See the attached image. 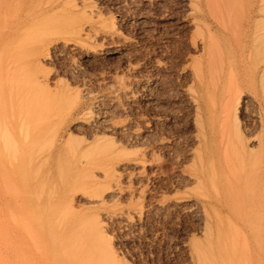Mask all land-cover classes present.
Returning a JSON list of instances; mask_svg holds the SVG:
<instances>
[{
    "label": "rangeland",
    "instance_id": "1",
    "mask_svg": "<svg viewBox=\"0 0 264 264\" xmlns=\"http://www.w3.org/2000/svg\"><path fill=\"white\" fill-rule=\"evenodd\" d=\"M58 1L0 0V264L51 263L52 257L45 250L46 235L40 230L37 238L32 226L35 213L44 226L47 194L53 196L57 206H53V214L59 216L64 211L61 203L67 199L74 209L64 212L68 214L66 220L72 215L69 220L71 224L74 220L73 225L80 222L78 226L86 225L84 228L90 231L100 227L90 236L95 235L92 243L101 244L94 247L96 253V248L102 247L99 251L108 252L97 255H101L100 259L104 256L103 264H199L194 252L198 249L194 247H204L205 213L197 204L201 199L193 182L187 178L191 172L193 129L184 93L187 77L181 72V65L193 53L187 46L192 29L188 24V1ZM259 4L263 33L260 96L264 110V0ZM52 23L53 28L56 26L54 33L47 26L51 32L39 34L40 26ZM85 28L92 31L88 29V33ZM14 74H18L17 78ZM38 99L41 105L51 100L59 105L55 106L58 116H52L56 112L51 114V120L48 116L50 124L47 116L45 119L39 112H43L44 104L43 108L35 105ZM31 105L36 106L32 109L35 113H30ZM242 108L237 115L238 128L248 129L246 133L257 130L253 101L246 98ZM24 112L38 118L35 126L32 124L36 117L32 123ZM39 122L45 132L40 131ZM34 129L39 135L43 133L41 145L34 142L38 140ZM66 143L70 147L91 145V150L97 146L113 153L114 161L104 166L109 175H98L85 189L71 187L60 176V169L66 165L61 166L60 161L68 157ZM261 154L264 156L263 150ZM115 188L121 189L119 196ZM96 197H102V201ZM259 198L253 197L258 201L252 204H260L257 225L263 226L259 234L263 242L249 237V243L245 234L248 229L241 227L242 236L238 232L235 238L246 240L241 239V244L239 237L236 240L237 248L246 244L243 253L239 251L240 257L244 255L240 264H264V197ZM81 258L72 257L66 264H82Z\"/></svg>",
    "mask_w": 264,
    "mask_h": 264
},
{
    "label": "bare ground",
    "instance_id": "2",
    "mask_svg": "<svg viewBox=\"0 0 264 264\" xmlns=\"http://www.w3.org/2000/svg\"><path fill=\"white\" fill-rule=\"evenodd\" d=\"M187 1H188V11H189L188 24L192 27V29L189 30L190 33L188 36L187 46L189 45V47L192 49L193 52V53L189 52L190 54L188 55L189 56L187 58L188 60L185 61L184 63L182 61L183 64L181 65L182 66L181 72L183 74L185 73L184 76L187 77V81L184 85L185 87L184 93L188 101V108H189L191 125H192L191 128L193 129L192 152L190 154L192 155L191 156L192 163L190 162L191 172L189 173L187 178L190 179V182L191 181L193 182L192 185L194 187V190L197 193L198 197L201 199L200 201H198L197 204L203 207L205 213L204 215L205 227H203L204 228L203 234L205 237L204 247H202V244L199 243L201 249L196 248L197 247L196 246L194 247V249H198V250H195L194 252H196L197 254L198 257L197 259L199 260V264H240V261L242 262L243 259L242 257L244 256L242 254L243 248L246 245L243 243L244 244V246H242L243 248H241L240 245H239L240 248H237L238 246L236 245L238 244L239 241L240 244L241 242H243L241 241L242 232L241 231H240L241 233L239 232V229H242L241 227H245L248 229L249 233H245L248 238L252 237L251 239L254 240L255 239L254 237H256L255 242H257V239L260 238V240L263 242L262 240L263 238L259 235L261 234L260 231H262L261 228L263 226L259 228L260 224L257 225L259 215L261 216L260 207H259L260 204L257 203L259 206L256 203H255L256 205H254V203L252 204V202L254 201L252 200L253 197H255V199L259 197H264V164L263 162H261V159L264 157L262 155L263 153L261 154V151L262 150L264 151V110L261 100L262 98L260 96V83L263 74L262 73L263 59L261 60V39L263 33L259 25V23H261L259 22L260 18L258 19L260 4H259V0H187ZM53 4H55V2ZM52 7L53 6H51L49 9L47 8L44 11L50 10L52 9ZM56 13L58 14V12ZM43 23L42 25L41 24L40 25L43 26ZM52 24L51 25L46 24L44 27L40 26V28H43L44 30L45 28H47V30L43 31L42 29V32H40L41 29L39 28L40 30L38 31L39 34L41 33L43 35L45 32L47 33V31L50 30H52V32L54 33L53 29L56 26L53 28L54 23ZM47 26L48 27L51 26L52 29L49 27L50 28L49 30ZM88 29L85 28V30ZM82 34L84 35V33ZM77 35H79V33ZM28 51L26 52L27 54ZM87 54L89 53L87 52ZM17 76L15 78H17ZM20 86H22V84ZM32 97H34V95ZM246 98H250L253 101L254 105L256 106V108L254 109L253 116L257 121L256 125L258 126V128L256 127L257 130L253 132L250 131V133L245 132L248 129L240 130L238 128L239 125L236 121L238 113L239 112L241 113L244 110V108H242V105L245 102ZM22 99L24 100L26 98H22ZM39 99L38 102L37 100H34L33 102L34 103L37 102L35 103V105L36 104L40 105L41 107L39 108L44 107L43 112L41 111V109L39 111L42 113L43 116L44 115L47 116V119L49 116L50 120H51L50 116L54 112H56V114L54 113V115L52 116H58L57 111L59 109L55 111L56 109L55 106L57 107L59 105H54L56 103L55 101H53V103H50L52 100L48 102L49 106L43 103L44 106L42 107L43 104L41 105L40 103L41 99L40 101ZM27 102H31V101L28 100ZM45 102L47 101L45 100ZM28 104L30 105V103ZM50 105L54 107V109H52ZM34 106H32V108H29V110L31 109L30 113L34 112L32 111V109L33 110L35 109L33 108ZM22 108H26V107L22 105ZM39 108L38 107L36 108V112L37 109L39 110ZM22 110L23 109H21L20 112H22ZM20 112H19L20 115H24L21 114ZM27 113L29 115H26ZM27 113H25V116H28L26 118H29V120L30 118L33 120L36 117V116L30 117L31 114L29 112ZM43 116L39 115V117L44 119L45 116L44 117ZM36 119L38 118L36 117L34 119L35 122L34 120L33 121L31 120L32 123L34 122L32 126H35V123L39 121ZM50 122L51 121H49L47 124H50ZM41 124L43 123L41 122ZM41 124L39 122V125L41 127L40 131L45 132L44 129L42 130V128L44 127H42L43 125ZM34 131L37 132V133L34 132V134L38 136V137L34 136L35 139L38 138L37 141L34 140V142H36L37 145L39 141H42L40 138H42L41 136H43L42 135L43 133L39 135L38 134L39 131H37L36 129H34ZM39 144L41 145V143ZM66 144H68V149H67L68 157L65 156L67 161H64L65 159H63V161H60L61 166L62 163L66 164L65 167L63 166L64 167L63 169H60V174H61L60 176H63V179L65 181L70 182L71 187L73 186V188L82 189L85 186L83 188L85 189L86 186L87 187L88 185L90 186L92 181H94L98 175H102L103 178L109 175L108 171L104 169V166H106L108 162H111L112 160L114 161L116 157L115 155H113V153L110 155L107 152V150H103L100 148L97 149L96 145H95L96 147L92 148L93 150H91L90 149L91 145L90 147L89 146L70 147L71 146V145L69 146L70 143H66ZM260 155L263 157L261 158ZM262 160L264 161V159ZM109 165L111 164L109 163ZM138 166H140V164ZM138 166H136L137 169L141 167ZM73 188L71 189L73 190ZM115 189L116 190L114 191L118 193L119 196L121 194V189L120 188L119 189L115 188ZM75 190L76 189H74V191ZM49 191L51 190H48V193H51ZM97 196H100V194ZM71 197L72 196H70V198ZM96 198L102 201V197L101 198L96 197ZM35 199H38V197ZM103 199L105 198L103 197ZM53 200H54L53 196H50L49 194H47V196L44 199L45 206L47 208V210H45L47 212L45 216L47 217H45L46 219L44 222V226L40 225L43 224V222L41 221V218L38 219L39 214L37 216L34 210L33 212L35 214L33 215H35L36 217L32 218L33 219L32 226L35 229V232L37 233L36 235L37 238H38V233H40V230H42L43 234L46 235L43 236L46 238L45 240L47 247L45 248V250L47 254L50 256V258L52 257L51 263L49 264H58L57 261H59V264L60 263L62 264V262L66 264L67 260L72 257L73 258L86 257L87 260L86 258L84 259L81 258L82 264L85 260L87 261L86 264H98L99 261L103 259L104 253L107 251H105L104 253L101 252L102 250L99 251L103 247L100 249L96 248L98 249L97 253L96 251H94L95 250L94 247L96 246L98 247L99 244L96 245L92 243V240H95V238H93L95 235L91 237L92 236L91 233L93 231L97 232L96 229L97 228L99 229L100 227H97L94 230L90 231L88 230V228H84L86 226L85 224H84L85 226L83 225L84 227H82V225L78 226L80 223V222L78 223V221H77L78 225L76 224L73 225L74 220H72L73 221L72 224L70 222L72 215L68 217L70 220L69 219L66 220L65 216H67L68 215L67 213H69L67 211L74 209L73 208L74 205L72 206L71 202L67 201V199H66L67 203L65 201L66 204L61 203L64 205L63 206L64 211L63 212L61 211L62 213L60 212L59 216L57 213H56L57 215L55 213L53 214V206H55ZM34 201L36 202V200ZM97 203L99 204V202ZM37 205L38 204L36 203V206ZM57 210L60 209L57 208ZM64 212L67 213L64 214ZM60 214L62 215L60 216ZM55 215L56 218L57 217L60 218L59 222H57L59 225L57 226H56L57 223L56 222L54 223V219H56ZM90 228L93 229L91 226ZM238 232L241 234V236H238L240 239H238L237 237L238 239L237 242L236 241L237 239L235 240V238ZM88 233H90L89 236L91 235L90 236L91 239L89 238ZM58 235H60L59 238L57 237ZM99 235H101V233ZM243 237L245 238L244 234ZM244 241L246 242V240ZM248 241L249 243L251 242L250 238ZM255 242H252V244ZM258 243L256 244V246L259 247ZM79 248H81V250H83V248H86L87 250L86 252L83 250L84 252L78 253L77 250H79ZM239 249H241L242 251ZM261 249H263V247H261L259 250L262 251ZM56 250L58 251V254ZM239 251L242 252L241 253L242 257H240ZM100 252L101 254H103L102 255L103 257L101 259L99 258L101 257V255L97 257V255L100 254ZM252 253H255V251L254 252L252 251ZM56 258H59L60 260L59 259L56 260ZM249 259L251 260V258ZM249 259L246 257V260ZM94 260L96 263L95 262L93 263ZM110 262L111 263L109 264H113L112 263L113 261ZM256 262H252V263H256ZM99 264H103L102 260Z\"/></svg>",
    "mask_w": 264,
    "mask_h": 264
}]
</instances>
